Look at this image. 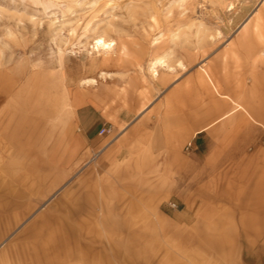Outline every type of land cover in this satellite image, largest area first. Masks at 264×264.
Listing matches in <instances>:
<instances>
[{
    "label": "rangeland",
    "instance_id": "374dc122",
    "mask_svg": "<svg viewBox=\"0 0 264 264\" xmlns=\"http://www.w3.org/2000/svg\"><path fill=\"white\" fill-rule=\"evenodd\" d=\"M256 16L264 29V0H0V264H40L14 254L20 245L29 246L30 254L36 238L33 253L49 255L42 264H65L69 255L78 257L72 255L76 248L103 233L102 245L114 249L119 264H264L261 171L245 176L243 168L226 169L232 175L216 169L215 176L186 181L170 176L166 199L159 197L160 176H135L121 201L115 192L86 191L95 181L86 171L108 153V145L73 171L65 165L66 150L58 147L68 93L83 89L108 108L141 112L152 98L148 87L197 68L229 42V51L258 57V68H264V41L251 31ZM101 36L114 44L107 55L92 49ZM158 57L166 68L154 77L148 67ZM258 146L264 149V141ZM140 162L142 169L149 163ZM84 175L86 188L80 185ZM191 195L196 215L211 211L213 218L182 228L173 218ZM153 213L167 220L166 235L154 218L137 220ZM70 222L76 229H68Z\"/></svg>",
    "mask_w": 264,
    "mask_h": 264
},
{
    "label": "crops",
    "instance_id": "0c3cea01",
    "mask_svg": "<svg viewBox=\"0 0 264 264\" xmlns=\"http://www.w3.org/2000/svg\"><path fill=\"white\" fill-rule=\"evenodd\" d=\"M230 43L197 68L165 82L160 79L158 84H150L152 88L148 87V90L152 98L141 112L120 105L108 108L83 89L66 94L67 118L58 147L66 150L62 155L65 165L72 169L70 171L85 163L93 150L106 145L111 147L95 167L86 171L94 176V184L87 185L84 175L80 185L89 186L86 191L95 195L115 192L121 199L130 192L131 177L158 175L162 184L159 197L166 199L170 176H181L186 181L189 176H215L216 169H221L223 175H232L234 172L228 170L235 167L246 170L240 175L256 176L260 171L263 174L264 149L258 145L264 141V68H258V57H248L242 50L229 51ZM74 94L78 96L75 104L72 103ZM103 125L112 127L111 134L98 135ZM76 130L79 133L76 134ZM249 147L254 150L247 154ZM141 160L149 161L144 169L140 166ZM227 160L231 162L227 164ZM137 182L141 181L133 183ZM187 197L184 201L188 203L178 204V208L182 206L184 211H176L173 218L176 225L183 224L182 228H187L195 219L208 222L213 218L211 211L205 213L201 210L196 215V199L191 195L189 202ZM116 205H121L119 200ZM145 205L150 207L147 203ZM204 206L210 210L214 208L213 204ZM189 208L191 211L187 214ZM152 215L144 214L137 220L142 223L154 218V223L166 235L164 225L167 220ZM72 223H69L70 230L76 229ZM103 237L104 233L95 236V242L76 248L74 251L79 252L72 255L78 257L72 259L69 255L65 264H103V261L119 264L111 256L114 249L102 245ZM111 237L110 233L105 238ZM47 240L53 247L50 234ZM38 244L39 238L32 239L30 254L25 253L29 246H16L14 254L18 261L20 257H30L32 262L39 259L40 264L49 261L48 254L36 256L33 253ZM161 247L166 250L165 244ZM66 251L63 248L64 256ZM3 253H0V259ZM120 264L131 262L125 260Z\"/></svg>",
    "mask_w": 264,
    "mask_h": 264
},
{
    "label": "bare ground",
    "instance_id": "6f19581e",
    "mask_svg": "<svg viewBox=\"0 0 264 264\" xmlns=\"http://www.w3.org/2000/svg\"><path fill=\"white\" fill-rule=\"evenodd\" d=\"M259 19H260L259 16H256V18L254 20V24L251 28V31L257 38H262L264 41V29L261 27V23H260ZM250 37H251V35H250ZM112 42L113 41H110V42L106 41L105 39H103L102 36L98 37V38L94 39V42L92 44V49H94V51L97 54H106L107 55L108 53H111L112 48L114 47V44ZM256 42H259V41H256ZM253 47H254V45H253ZM179 65H180V67H182L181 64H179ZM162 67L166 68V61H165L164 57H158V58H155L153 61L150 62L148 69L150 70L151 75L156 77L157 76V69L162 68ZM168 67H170V66L168 65ZM91 82H93V81L91 80ZM91 82H90V84H91ZM53 230H56V229H53Z\"/></svg>",
    "mask_w": 264,
    "mask_h": 264
},
{
    "label": "built area",
    "instance_id": "2783aa9c",
    "mask_svg": "<svg viewBox=\"0 0 264 264\" xmlns=\"http://www.w3.org/2000/svg\"><path fill=\"white\" fill-rule=\"evenodd\" d=\"M112 132V127L109 126V125H103L98 133L99 136H106V135H109L111 134ZM99 155V152L95 153L92 155V158L90 161H94ZM170 207L172 209H176V205L175 204H171Z\"/></svg>",
    "mask_w": 264,
    "mask_h": 264
}]
</instances>
